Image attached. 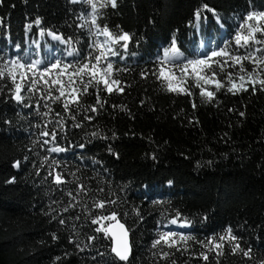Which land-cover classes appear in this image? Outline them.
Here are the masks:
<instances>
[{"label": "trees", "instance_id": "obj_1", "mask_svg": "<svg viewBox=\"0 0 264 264\" xmlns=\"http://www.w3.org/2000/svg\"><path fill=\"white\" fill-rule=\"evenodd\" d=\"M250 10H264V0H117L116 8L99 9L101 26L131 35L127 51L114 45L120 55L109 56L124 91L109 94L100 85L99 104L90 85L80 106L65 112L62 100H46L17 79L23 84L18 103L11 80L0 79V264H125L111 253L110 238L91 223L95 215L112 211L130 232L132 256L126 264L264 260V91L249 87L233 95L222 88L212 102H204L191 81L192 95L168 93L152 74L173 37L189 58L211 41L217 47L228 41L239 54L264 49V44L237 49L232 39ZM89 11L85 0H0V63L20 58L44 67L57 59L75 64L83 59L80 53L97 54L90 47L98 39L86 23ZM49 31L62 36L63 44ZM245 66L252 67L247 61ZM53 128L55 140L41 135ZM52 147L65 151L49 152ZM53 159L66 180L59 186L48 175ZM99 200L115 203L93 207ZM177 213L188 223L172 224ZM228 228L242 249H251V259L231 254L228 242L224 255L210 252L209 261L199 259L196 241ZM169 230L195 239L186 252L165 249L173 255L162 260L151 244ZM90 235L96 237L92 242Z\"/></svg>", "mask_w": 264, "mask_h": 264}, {"label": "snow or ice", "instance_id": "obj_2", "mask_svg": "<svg viewBox=\"0 0 264 264\" xmlns=\"http://www.w3.org/2000/svg\"><path fill=\"white\" fill-rule=\"evenodd\" d=\"M73 2H76V0H73ZM85 3L91 9L86 17V23L90 25L89 31L93 35L102 34L105 37L103 42L96 41L94 45H90V47L97 50V54L93 55L92 52L87 54L80 53L83 59L76 61L75 64L64 63L57 59L44 67H40L41 62L36 60L31 62L22 61L20 58L4 60L3 63H0V79L7 78L11 80L14 86L12 98L18 103L23 100L21 95L23 84L17 83V79L28 81L27 90L29 92L33 90L39 92L42 98L46 100L48 98L62 100L65 112L71 110L70 105L80 106L81 96L89 91L90 85L96 87L98 104L100 103L98 94L100 85H103V89L109 94L113 92L122 93L124 91L121 81L115 78L117 69L109 59V56L120 55L113 45H119L127 51L131 35L122 30L119 33H113L107 25L101 26L98 23L99 9L108 6L116 8L117 0H85ZM204 8H207V5H204ZM194 15L199 20L200 10H196ZM40 23V19L37 18L35 24L39 25ZM43 34L44 30L41 29V35ZM48 35L56 40L64 39L51 31L48 32ZM260 37H264V10L247 11L243 16L239 29L232 37L234 44L237 49H247L256 44H264V39ZM64 42L68 43L69 41ZM224 45V47L213 48L206 53L189 58L181 51L176 39L173 37L170 46L165 48L162 56L157 58L158 66L152 74L168 93L192 95L191 87H195L204 102H212L215 99L216 92L222 88H226L227 92L233 95L247 92L249 87H251L253 93L257 91V86H259L260 91H264V55H257L258 52H264V49H253L246 54H239L230 50L228 41H224ZM120 58L122 59L123 57ZM246 61L252 65L251 69L245 66ZM229 69L234 71H229ZM140 75L141 77H146L148 73L142 70ZM189 81H191V87L189 86ZM40 85L42 87H39ZM53 90L58 95L54 96ZM45 107L47 108L48 105L45 104ZM37 111H39V106H37ZM90 111L96 112L97 108L91 106ZM240 114L243 115V113ZM44 115L47 116L48 112H45ZM57 115L59 116V113ZM72 119H75V116ZM85 119L91 120L92 117L86 116ZM57 123L62 126L61 121H57ZM76 127H80V124H76ZM41 135L44 137L51 136L55 140L57 132L53 128L51 131H42ZM92 135L95 136L96 133H92ZM44 143L47 144L48 140L45 139ZM80 147L83 148L84 145L81 144ZM48 151L60 153L65 150L60 147H52ZM47 159V157H44L45 161ZM14 166L19 167V161H16ZM59 166L60 162L53 159L52 165L49 166L51 171L48 173L52 177L53 183L57 186L66 183L65 177L57 171ZM8 182L11 183L12 181ZM168 183L171 184L172 181L169 180ZM79 188L84 190L83 185H80ZM100 191H103V189H100ZM68 195L71 196V192ZM106 203H115V201L99 200L93 204V207L104 209ZM67 210V208L64 209V211ZM179 215L177 213V216L173 217L170 222L172 224L178 222L188 223L187 219L179 221ZM59 223L64 225L65 220L61 218ZM91 223L99 225L94 229L96 233H103L105 238L111 237V253L114 254L116 260L123 261L126 264L130 253L128 230L117 219V213L112 211L107 215L97 214L92 218ZM53 239H56L55 234H53ZM87 239L92 242L96 237L90 235ZM194 239V237L183 232L161 231L157 238L152 241L151 247L160 249L159 252H154L153 255L159 256L162 260H168L173 253L165 249L183 250L186 252L189 249V241ZM238 239L237 236L233 235L231 229L228 228L218 237L210 236L206 240H197L196 243L202 249L198 253V258L207 262L209 261L210 252L214 253L216 257L224 255L225 242H228L231 254L236 255L239 252L244 257L251 259V249H242ZM69 243H72L71 237L69 238ZM77 247H80V245L77 244ZM100 255H103V253ZM171 264H175V260H171ZM217 264H219L218 259ZM260 264H264V260L260 261Z\"/></svg>", "mask_w": 264, "mask_h": 264}, {"label": "rangeland", "instance_id": "obj_3", "mask_svg": "<svg viewBox=\"0 0 264 264\" xmlns=\"http://www.w3.org/2000/svg\"><path fill=\"white\" fill-rule=\"evenodd\" d=\"M76 1H77V0H76ZM52 39H53V38H52ZM97 39H98V41L103 42L104 39H105V37L101 34V35H97ZM53 40H55V41H59V40H56V39H53ZM59 42L62 43V41H59ZM62 44H63V43H62ZM113 47H114V45H113ZM213 48H217V46L215 45V42L213 43V42L211 41V42L208 43V44L205 43V44L202 46L201 50H200V54L206 53V52L212 50ZM18 81H20V80L18 79Z\"/></svg>", "mask_w": 264, "mask_h": 264}, {"label": "water", "instance_id": "obj_4", "mask_svg": "<svg viewBox=\"0 0 264 264\" xmlns=\"http://www.w3.org/2000/svg\"><path fill=\"white\" fill-rule=\"evenodd\" d=\"M120 221V223L124 224L120 219H118ZM125 228L128 230V228L126 227V225L124 224ZM110 240H111V237L109 236ZM128 239H129V243H130V253H129V258H128V261L130 260L131 256H132V243H131V236H130V232L128 230ZM127 261V262H128ZM123 262V261H121Z\"/></svg>", "mask_w": 264, "mask_h": 264}]
</instances>
